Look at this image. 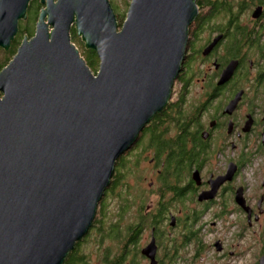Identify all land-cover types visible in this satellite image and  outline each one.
<instances>
[{
	"label": "water",
	"instance_id": "1",
	"mask_svg": "<svg viewBox=\"0 0 264 264\" xmlns=\"http://www.w3.org/2000/svg\"><path fill=\"white\" fill-rule=\"evenodd\" d=\"M32 1L0 0V49ZM38 1L34 35L0 71V264H63L89 232L117 160L167 104L198 13L131 0L119 24L109 0Z\"/></svg>",
	"mask_w": 264,
	"mask_h": 264
},
{
	"label": "flooded vegetation",
	"instance_id": "2",
	"mask_svg": "<svg viewBox=\"0 0 264 264\" xmlns=\"http://www.w3.org/2000/svg\"><path fill=\"white\" fill-rule=\"evenodd\" d=\"M247 1H216L229 9L213 14L195 1L198 13L163 108L167 146L156 155L150 138L159 134H150L148 123L129 151L151 155L150 203L130 223L144 227L121 264H227L241 245L258 248V260L264 255V0ZM251 7L249 19L239 20ZM218 222L238 229L217 231ZM150 246L154 251L143 254Z\"/></svg>",
	"mask_w": 264,
	"mask_h": 264
},
{
	"label": "rangeland",
	"instance_id": "3",
	"mask_svg": "<svg viewBox=\"0 0 264 264\" xmlns=\"http://www.w3.org/2000/svg\"><path fill=\"white\" fill-rule=\"evenodd\" d=\"M34 1L33 3H37L36 0ZM228 1L233 2V5H238V3L241 0H228ZM109 2L111 6L116 7V10L119 15L123 14L125 19L127 8L131 0H109ZM252 8L253 7H251L246 11H242L241 14L239 15V20L244 22V20L246 19V15H248V19H249ZM27 16H28V11H27ZM218 18L222 20L224 16H220ZM36 22H34L33 24L31 23V25L29 24L33 32L35 30ZM25 23H26L25 20L19 21L18 33L16 37L19 36L20 31L25 26L24 25ZM33 35L34 33H32L31 35H25L24 37H27V39H29ZM24 37L20 38V43ZM71 42L79 52L80 57L84 59L85 48L83 42L81 41V38L76 35L75 36L71 35ZM3 51L4 50L0 49V63H4V61H6L7 59L8 60L12 59L11 56L6 58L5 56L6 54H4ZM98 64L95 66V68L90 69L94 75L98 70ZM150 157H151L150 154L135 155L134 153L133 154L130 153L129 155L126 156L128 166L130 168L123 170L124 180H122L121 186L117 187L115 194H110L105 199L104 201L105 207L104 210H102L103 213L102 212L100 213L101 209L98 210L96 220H99L100 223H97L96 227H94L93 229H91V231L87 233L88 236H85L83 240L80 242L81 244L77 251L78 254H76L77 255L76 259L79 258L78 260L80 261H78L77 263L107 264L105 263V259H104L106 252L110 253L113 256L117 255L118 250L120 248V242L118 241V239H115L114 236L112 235L109 236V234H111L110 227L112 225H118L117 227L119 228V233H121L122 236V234H125L123 228L126 227L127 225H130V223L134 219V216L139 213V209H141V211L144 210L143 212H145V207L150 203L149 200L150 197L148 198V194L146 192L148 185L147 182L149 181L148 180L149 172L152 170L151 166L148 163ZM152 203H156L154 198H152ZM142 206L143 208H141ZM214 228L217 231H223V230L228 231L230 235L233 231H236L238 229V227L236 226L232 227L230 223L226 225L220 222L216 223ZM146 231H148V228L146 229ZM146 235L147 234L145 233L143 234V236ZM239 252L240 255L232 256L231 259L227 261V264H257L259 256L256 255L258 253V248H256L253 251L252 247L244 249V246L241 245L239 248ZM111 257L112 256H110L108 259H110ZM129 259L130 257L127 259V261Z\"/></svg>",
	"mask_w": 264,
	"mask_h": 264
},
{
	"label": "trees",
	"instance_id": "4",
	"mask_svg": "<svg viewBox=\"0 0 264 264\" xmlns=\"http://www.w3.org/2000/svg\"><path fill=\"white\" fill-rule=\"evenodd\" d=\"M36 1H37V3H33V1L30 2L29 8L27 10L28 11L27 20H26V23L24 24L25 25L24 28H22V30L20 31L19 36L15 37V39L11 42L8 51H3L4 54H6L5 55L6 58L9 57V56L13 57L16 54V51H17V49H18V47L20 45V38L24 37L25 35H31L32 33H34L32 31V29L30 28V25H31V23L33 24L34 22H36V20L38 18L39 10L42 7L38 3L39 1L38 0H36ZM195 1H196V3H198L197 6H199V4L202 5L204 3L206 5H209L210 8H211V11H209V12H211L212 14H213V12L218 11V10L224 11L225 13H227L228 12L227 10L229 9L228 8L229 5H227L228 6L227 7L226 4L224 5V3L216 2V1H223L224 2V0H214L215 2L214 1H209V0H204V1H202V0H195ZM225 1H227V0H225ZM247 2L249 4H254L256 2L262 3L261 0H248ZM112 8H113V11L115 13L117 22L119 24H121L122 21H123V19H124L123 14L122 15H119L118 12H117V10H116V7H113L112 6ZM71 35L72 36H75L76 35L75 34V31H74V28L71 29ZM84 59H85V62L87 64V66L90 69L95 68V66L98 64V58H97L95 52L92 51V50H86V49L84 50ZM7 61H8V59L6 61H4V63H0V68L3 65H5L7 63ZM164 118H165V114H164V110L162 109L160 112L154 114V116L152 117V119L149 122V124H151V126H153L152 127V130L150 131V134L151 133L153 134L154 131L157 134H159V136L156 137V139L158 138V140L155 139V141H154V140H152V138H150V140H151V142H152V144L154 146L156 155H159L161 152H163L164 147L167 146V143H165V140H164V133L165 132H163L161 130V128H160L164 124V120H163ZM138 136H139V134H138ZM138 136H137V138H138ZM151 137H153V136H151ZM138 140H139V138H138ZM130 150H131V148L126 153H124L117 160V162L115 164V169H114L113 176H112V178L110 180V184L106 188L103 197L101 198V200L98 203V207H99L98 210L101 209L100 213L101 212L103 213L102 210H104V207H105L104 206L105 199L110 194H115L117 187L118 186H121V184H122L121 182H122V180H124L123 170H126V169H129L130 168L128 166V162H127V159H126V156L130 154L129 153ZM172 162H171V165L174 164V160H172ZM170 167H171V169L173 168V166H166V169L165 170L170 171ZM97 213H98V211H97ZM97 223H100V221L99 220H96V217H95L89 231H91V229H93L94 227H96V224ZM117 226L118 225H112L110 227L111 228V230H110V233L111 234H109V236L112 235V236L115 237V239H118V241L120 242V248L118 250L117 255H115V256H113L110 253H107L106 252V254L104 256V259H105V263H107V264H121L124 261H127L126 260L127 259L126 257L130 253V250H129V248H130L129 247L130 240L134 239V237H137L138 236V232H140L141 228L144 227L142 222L139 223V226L127 225L126 227L123 228L124 231H125V234H122V236H121V233H119V228ZM85 236H88V234H86ZM83 238L80 241H78V242L75 243L73 250H71L67 254L66 258L64 259L63 264H72L73 262L80 261V260L76 259V252L79 249V246L81 244L80 242L83 240ZM110 256H112V257L110 259H108Z\"/></svg>",
	"mask_w": 264,
	"mask_h": 264
}]
</instances>
